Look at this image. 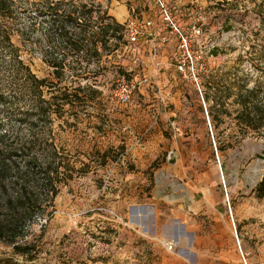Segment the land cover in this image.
Here are the masks:
<instances>
[{"label":"rangeland","instance_id":"1","mask_svg":"<svg viewBox=\"0 0 264 264\" xmlns=\"http://www.w3.org/2000/svg\"><path fill=\"white\" fill-rule=\"evenodd\" d=\"M94 1L128 32L142 25L135 9L121 23L124 1ZM205 3L181 26L188 33L199 17L206 18L201 36L191 43L203 65L197 84L174 67L155 65L159 69L150 71L137 52L141 37L131 43L127 32L118 50L90 63L83 77L66 70L58 81L35 51V34L26 44L12 39L32 74L60 83L65 103L43 114L34 109L31 94L17 96L9 107L1 103L0 134L13 130L53 140L71 170H60L53 179L57 197L51 205L42 203L15 240L34 246L36 259H19L0 239V260L264 264V200L255 194L264 138L242 129L235 103L241 88L257 90L264 102V0ZM177 51L178 46L173 66ZM2 79L0 93L12 95L8 79ZM85 86L98 98L83 101L87 91L77 96V88ZM125 91L126 104L118 99ZM51 92L44 88L41 98L49 101ZM22 116L28 120L20 125Z\"/></svg>","mask_w":264,"mask_h":264},{"label":"trees","instance_id":"2","mask_svg":"<svg viewBox=\"0 0 264 264\" xmlns=\"http://www.w3.org/2000/svg\"><path fill=\"white\" fill-rule=\"evenodd\" d=\"M126 32L127 25L118 23L94 0L79 4L72 0L64 4L49 0H0V82L5 76L13 93L8 96L0 93V104L9 107L17 96L31 94L34 109L43 114L46 109L65 103L60 83L48 84L46 78L32 74L21 58L23 51L12 39L26 44L35 34V51L58 81L66 70L83 77L90 63L118 50ZM44 88L53 91L49 101L41 98ZM85 91L90 96L83 101L98 98L99 93L90 86L78 87L76 95ZM235 103L239 107L236 118L242 129L264 138V102L257 90L239 89ZM22 118L18 120L20 125L28 120ZM35 124L38 125V120ZM257 157L264 162V151ZM61 169L66 172L71 166L60 160L53 140L36 139L30 132L29 137L20 136L13 130L0 134V239L12 245L19 259L33 261L37 257L34 246L18 245L15 240L26 223L37 216L42 203L51 205L57 197L58 186L53 179L59 177ZM255 194L264 200V167ZM0 264L18 263L9 258L0 260Z\"/></svg>","mask_w":264,"mask_h":264},{"label":"crops","instance_id":"3","mask_svg":"<svg viewBox=\"0 0 264 264\" xmlns=\"http://www.w3.org/2000/svg\"><path fill=\"white\" fill-rule=\"evenodd\" d=\"M124 1L123 10H121L122 19L121 23H126L130 20L128 14L130 10H136L140 16V20H137L141 24L144 22H151L152 27L147 29L149 33L147 36L141 37L138 42L137 52L140 53V58L144 66H149L150 71H157L171 69L175 66L172 65V57L177 49V42L173 36H169L167 42H163L161 37L166 35L160 28L161 19L159 16V10L155 0H122ZM171 9L176 16L178 22L183 27L191 22L193 15L206 8L205 0H162ZM126 2L129 5H126ZM197 8V9H196ZM200 12V11H199ZM205 14V13H203ZM137 15V16H138ZM192 16V18H191ZM191 18V19H190ZM136 19V18H135ZM134 22V21H133ZM131 23V22H130ZM159 66V68L155 67Z\"/></svg>","mask_w":264,"mask_h":264},{"label":"built area","instance_id":"4","mask_svg":"<svg viewBox=\"0 0 264 264\" xmlns=\"http://www.w3.org/2000/svg\"><path fill=\"white\" fill-rule=\"evenodd\" d=\"M161 22L163 24V30H165L166 35L161 37L163 42H167L169 36L177 42L178 51L176 53V70L182 75V77L192 80L196 84L198 83V68L203 65L200 63V57L193 56L191 50V43L197 37L201 36V32L204 30L206 24V18L204 16L199 17L195 24L192 25L188 33L184 32L185 30L181 27L176 16L173 14L172 9L162 0H155ZM152 27V23L147 21L144 22L141 26L137 25L133 28H130L129 32L127 31V38L131 43H137L140 37L147 36L148 28ZM164 33V31H163ZM121 103L126 104L128 102V92L125 91L118 96ZM168 250H172L173 245L170 243L165 244Z\"/></svg>","mask_w":264,"mask_h":264},{"label":"water","instance_id":"5","mask_svg":"<svg viewBox=\"0 0 264 264\" xmlns=\"http://www.w3.org/2000/svg\"><path fill=\"white\" fill-rule=\"evenodd\" d=\"M174 160H171V163L173 162Z\"/></svg>","mask_w":264,"mask_h":264}]
</instances>
